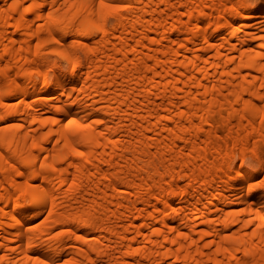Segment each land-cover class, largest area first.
I'll return each instance as SVG.
<instances>
[{"label": "bare ground", "instance_id": "6f19581e", "mask_svg": "<svg viewBox=\"0 0 264 264\" xmlns=\"http://www.w3.org/2000/svg\"><path fill=\"white\" fill-rule=\"evenodd\" d=\"M106 3L0 0V264H264V0Z\"/></svg>", "mask_w": 264, "mask_h": 264}, {"label": "snow or ice", "instance_id": "6c2138e0", "mask_svg": "<svg viewBox=\"0 0 264 264\" xmlns=\"http://www.w3.org/2000/svg\"><path fill=\"white\" fill-rule=\"evenodd\" d=\"M260 7L264 8V3H262L260 5ZM120 9H121V6H119V5H113V4L106 3V0H99L98 9H97V13H96L97 19L94 20V21H92V22H90L85 27L89 31L103 32L105 21L107 19H109L110 17L115 16L120 11ZM27 10H30V9H26V11ZM47 16H48V20L54 26H58V25H61L63 23V21L61 19L55 17L51 13H48ZM58 42L59 41H57V43ZM56 55L61 56L65 61H70V57H69V55L66 52H57ZM68 124L75 125L76 128L81 133H88V130L90 128V125H87V124H79L75 119L69 120L68 121ZM85 139H87V137H85ZM73 152H74L75 155H78V156H81V157L84 156V153L83 152L76 151L75 149H73ZM245 174H248L247 173V170L245 171ZM255 179L257 181L264 179V171L260 172L255 177Z\"/></svg>", "mask_w": 264, "mask_h": 264}, {"label": "rangeland", "instance_id": "374dc122", "mask_svg": "<svg viewBox=\"0 0 264 264\" xmlns=\"http://www.w3.org/2000/svg\"><path fill=\"white\" fill-rule=\"evenodd\" d=\"M253 2L256 1V0H252ZM255 169H257L258 171H260V168L259 167H256V166H253Z\"/></svg>", "mask_w": 264, "mask_h": 264}]
</instances>
